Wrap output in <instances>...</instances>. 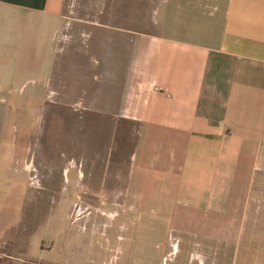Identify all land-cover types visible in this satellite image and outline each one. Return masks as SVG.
<instances>
[{
  "label": "crops",
  "instance_id": "obj_1",
  "mask_svg": "<svg viewBox=\"0 0 264 264\" xmlns=\"http://www.w3.org/2000/svg\"><path fill=\"white\" fill-rule=\"evenodd\" d=\"M16 87L132 128L103 166L69 144L0 167L10 264H216L264 230V0H0V89Z\"/></svg>",
  "mask_w": 264,
  "mask_h": 264
},
{
  "label": "rangeland",
  "instance_id": "obj_2",
  "mask_svg": "<svg viewBox=\"0 0 264 264\" xmlns=\"http://www.w3.org/2000/svg\"><path fill=\"white\" fill-rule=\"evenodd\" d=\"M94 80L101 87V79L95 78ZM57 100V93L51 91L27 94L21 93L17 87L0 89V167H5L8 164L13 167H25L24 163L28 157L24 156V152L30 151L29 164L36 170L40 166L39 162L47 159L42 157L43 153L49 152L51 156L52 153L55 156L60 155L59 151L61 156L68 154L69 144L70 148L75 150L79 166L85 167L89 164L88 155L91 150L105 154L100 166L107 164L106 157H110V161L115 158L121 143L119 135L124 134L132 126L119 123L106 125L103 121L108 117L112 119V116L103 114L101 108L85 109L79 108L76 104L71 108H66L63 103L58 106ZM96 104L101 105L99 102ZM64 115L67 117L82 115L83 119H93L94 121L92 123L83 122L81 119L80 123L76 125L66 126L63 121L59 120V117L62 118ZM115 119L116 117L113 121ZM68 133L71 135L70 140L66 136ZM12 149L19 151L14 162H10L8 157ZM61 161L64 159L62 158ZM31 179V183L34 185V178ZM260 196L257 194L252 198L256 197L257 200V203L251 205L254 211L264 210V200H260ZM262 197L264 199V196ZM5 205L7 206L3 195L0 194V211L6 207ZM96 205L100 209H109L110 207L109 205L101 206L98 203ZM94 209L96 206L75 204L70 212L72 214L76 211L80 214H93ZM111 210L113 215L110 223L113 226L106 231L110 235H114L118 232L115 225L121 211L116 206ZM72 225L74 224H71V227ZM79 245H81L80 240ZM231 245L224 252H216V264H264V230H247L242 236L232 240ZM8 255H10L8 246L1 244L0 264H10ZM179 258L180 255H173L166 264L178 262Z\"/></svg>",
  "mask_w": 264,
  "mask_h": 264
}]
</instances>
